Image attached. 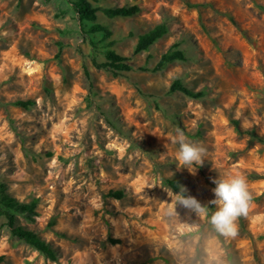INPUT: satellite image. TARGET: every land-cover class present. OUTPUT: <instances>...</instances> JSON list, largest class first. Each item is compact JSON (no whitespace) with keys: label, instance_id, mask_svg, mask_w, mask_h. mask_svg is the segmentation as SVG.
<instances>
[{"label":"rangeland","instance_id":"rangeland-1","mask_svg":"<svg viewBox=\"0 0 264 264\" xmlns=\"http://www.w3.org/2000/svg\"><path fill=\"white\" fill-rule=\"evenodd\" d=\"M90 2L139 7L129 17L96 12L131 70L93 65L103 51L68 0H0V182L36 202L18 222L57 252L46 258L0 217V264H264V0ZM159 22L167 32L134 53L137 35ZM174 43L185 60L154 71ZM175 79L202 95L169 91ZM177 129L206 149L195 174L176 161L168 138ZM236 173L252 201L227 239L209 222L213 178ZM178 195L194 196L207 215Z\"/></svg>","mask_w":264,"mask_h":264},{"label":"trees","instance_id":"trees-1","mask_svg":"<svg viewBox=\"0 0 264 264\" xmlns=\"http://www.w3.org/2000/svg\"><path fill=\"white\" fill-rule=\"evenodd\" d=\"M73 12L76 15L77 22L80 30L89 37V42L92 48H98L103 51L105 60L103 62H97L94 57L91 59L93 65L97 68H105L110 70L113 75H118L122 71H129L132 69L131 65L126 62V58L117 54L112 48L114 44L113 39H109L111 35L110 28L97 21L96 12L101 11L107 17H129L134 15L139 11V7L136 4L123 5V6H106L98 7L94 6L90 0H68ZM264 11V7L261 6ZM168 30L167 24L165 22H159L153 27L147 29L146 31L139 33L134 44L133 52L137 53L140 51L147 50L148 47L154 43L156 40L161 38ZM100 35L99 42L96 41L95 35ZM109 39V40H107ZM104 41V42H102ZM102 46V47H99ZM186 56L182 49L177 48V44L174 43L169 49L161 53L156 63L153 66L154 71L164 69L168 64L177 61L185 60ZM143 69V68H140ZM181 91L184 94L191 97H199L202 92H192L186 88L179 79L172 81L169 91ZM16 105L25 107L30 104L29 100H17ZM233 125L235 130L240 133L241 129L236 120H233ZM264 142V138L262 140ZM167 183L172 189L184 194L182 192V186L177 178L167 179ZM116 198L122 197V192L120 190L111 192ZM36 202H21L14 196L10 195L7 186L4 182H0V217L5 219V223L8 226L10 232L15 235L20 240L26 242L32 248L39 251L46 258L50 260H56L57 252L51 246L50 243L42 239L33 229L27 228L20 224L19 218L22 217L24 220H29L32 215L35 214ZM52 224V222H50ZM62 235V234H61ZM65 236V235H62ZM112 242H118V240L111 239ZM3 256L0 255V262Z\"/></svg>","mask_w":264,"mask_h":264},{"label":"clouds","instance_id":"clouds-1","mask_svg":"<svg viewBox=\"0 0 264 264\" xmlns=\"http://www.w3.org/2000/svg\"><path fill=\"white\" fill-rule=\"evenodd\" d=\"M168 139L179 146L175 158L180 167L187 168L189 172L195 174L196 167L204 163L206 149L203 145L190 141L180 129H177L176 134ZM213 183L215 184L212 189L214 199L211 202L216 205V210L209 217V222L222 236L234 239L238 235V220L248 215L252 201L247 179L244 175L236 173L213 178ZM153 186H155L154 182L145 184V187ZM181 191L188 190L185 187ZM176 198L185 208L207 215V209L194 196L178 195Z\"/></svg>","mask_w":264,"mask_h":264}]
</instances>
